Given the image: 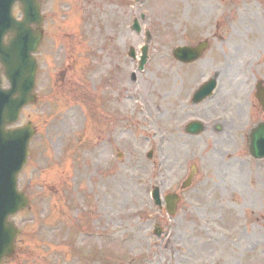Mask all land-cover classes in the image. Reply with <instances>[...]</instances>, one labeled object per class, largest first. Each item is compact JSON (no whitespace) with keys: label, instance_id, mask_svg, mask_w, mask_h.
Here are the masks:
<instances>
[{"label":"rangeland","instance_id":"1","mask_svg":"<svg viewBox=\"0 0 264 264\" xmlns=\"http://www.w3.org/2000/svg\"><path fill=\"white\" fill-rule=\"evenodd\" d=\"M234 6V0L45 4L47 63L38 57L44 66L38 102L16 124L30 120L36 134L18 179L21 188L29 183L30 201L13 218L23 233L10 264H264V160L248 156L244 136L264 114L243 81L245 73L264 83V52L246 53L242 44L261 19L240 15L235 29ZM14 12L19 17L18 7ZM135 18L140 34L131 28ZM145 29L152 34L149 61L131 82L136 60L128 48L137 50ZM206 36L211 44L201 60L189 68L174 61L175 46ZM218 49L219 97L186 104L189 88L210 74L203 58ZM193 115L234 128L185 134L181 128ZM191 165L193 182L180 189ZM155 186L161 199L180 196L174 215L153 204Z\"/></svg>","mask_w":264,"mask_h":264},{"label":"water","instance_id":"2","mask_svg":"<svg viewBox=\"0 0 264 264\" xmlns=\"http://www.w3.org/2000/svg\"><path fill=\"white\" fill-rule=\"evenodd\" d=\"M15 2L21 5L20 20L12 15ZM40 23L38 0H0V72L4 73L9 83V87L3 88L0 76V261L4 256L11 255L13 241L18 233L8 217L27 203L25 194L17 190L16 181L17 173L26 162L28 142L32 135L30 124L13 129H6L5 126L17 119L22 105L35 101L32 90L36 62L31 52L36 50L41 40ZM32 24L35 28H32ZM136 26L137 21L133 24V27ZM148 39L149 36L146 45L141 48L140 66L147 56ZM198 51L199 48L179 47L175 55L178 59L190 60L197 56ZM260 146L264 148L263 122L249 133L251 153L254 154ZM157 192L154 189L153 197L159 203ZM177 200L174 194L167 196L166 204L170 213H173Z\"/></svg>","mask_w":264,"mask_h":264},{"label":"flooded vegetation","instance_id":"3","mask_svg":"<svg viewBox=\"0 0 264 264\" xmlns=\"http://www.w3.org/2000/svg\"><path fill=\"white\" fill-rule=\"evenodd\" d=\"M234 2H235L234 10H235L236 14L239 16V18L235 17L236 22H235V24H233V28L235 27V29H236V25L238 23V20L240 19V15L245 16L244 18L249 20V21H251V22H253V19L257 15L261 19V28H260L259 31H253L252 29L247 28V33H246V36H245V40L242 41L244 52L247 53L249 50H250V53L253 52V51L254 52H258V53L264 52V0H234ZM43 9L45 10V3L43 4ZM47 19H48V16L44 17V20H43V23H42L43 37H42L41 48H40V53H39V56L41 58L43 57L42 55L44 54V51L46 49V44H45L44 38H45V36L47 34V25H46V22H45V21H47ZM215 25H216V28H219L217 22H215ZM211 34H212L213 38H216L217 40H219V32H211ZM204 39L207 41V46H210V44H211L210 43V38H208V36H206ZM62 47H63V43H61V45H60L61 49H62ZM217 51L218 52H216L215 56H212V57L209 56V57L205 58V62L206 63L203 65V68L206 71H208L207 68H209L212 71L210 77L216 75V79H217V87H216V89L219 92V64H218L219 63V49ZM98 52H99V48L96 47V46H93L92 49H91V53L96 55ZM250 56L253 57V55H250ZM43 59L47 63V59L46 58H42L41 61H44ZM213 60H215L216 67L213 66L214 65L213 64V62H214ZM42 65H43V62H42ZM189 65L190 64H188V65H180V66L181 67H188ZM240 68L242 69L241 66H240ZM247 68H249V67H247ZM240 75H243V74H240ZM186 77L189 78L190 77L189 74L186 75ZM243 77H244L243 81L247 85H250L252 88L255 87L258 79H256L253 74L250 75V76L249 75L246 76L245 73H244ZM117 80L120 81L121 80L120 77H118ZM193 90H194V88L191 87V88H189V91L187 92V97H188V100H189L188 105H190V106L191 105L192 106L196 105V104H193L191 102L192 95L194 93ZM217 106H218L217 116H219V101H218V105ZM238 109L240 111H242V107L241 106H239ZM184 112H185V110H184ZM192 117H198V116L193 115V116H191V118ZM114 125L115 126H114L113 132L115 131L117 133V128H118L117 123H115ZM214 125L215 124H213V126H212L213 129L215 128ZM225 125L227 126V124H225ZM230 128H234V126H230L227 129H225L224 126H223L221 128V130L227 131ZM244 136H245V138H246L245 140L247 142V132H246V134Z\"/></svg>","mask_w":264,"mask_h":264}]
</instances>
